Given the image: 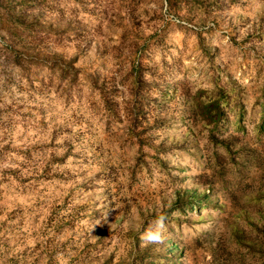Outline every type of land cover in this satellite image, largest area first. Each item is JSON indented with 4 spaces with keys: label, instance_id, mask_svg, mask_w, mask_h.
<instances>
[{
    "label": "rangeland",
    "instance_id": "1",
    "mask_svg": "<svg viewBox=\"0 0 264 264\" xmlns=\"http://www.w3.org/2000/svg\"><path fill=\"white\" fill-rule=\"evenodd\" d=\"M11 1L0 0V264H70L72 258H75L73 264H87L88 256L97 258L96 264H103L105 250H116L117 258L130 250L129 242H122L118 235H113L105 247L98 245L85 253H78V248H85V245L75 246L77 239H84L83 232L78 230L73 241L70 239L72 232L66 234L65 226L60 231L47 229V233H44L43 222L51 216L65 222L71 203L66 205L63 196L93 199L96 207H104L108 214L113 209L110 196L116 197L129 204L128 215L135 227L138 221H144L142 213L152 216L150 212H153V208L157 210L155 214L165 215L167 212L163 208H168L176 199V189L193 186V179L207 170L196 165L194 158L186 155V150L176 149L174 152L168 149L163 153L171 167L168 174L151 160L141 169L139 164H143V159L137 160V155H140L138 149L142 147L143 153L153 155L162 137H173L178 130H143V126H139L130 135V121L124 118V112L120 111L119 114L122 120L115 121L100 109V96L105 94H100L105 90L103 85L93 87L81 84L74 89L78 96L75 97L74 91H71L69 100L62 97L55 99L59 95L56 82L51 85L46 81L45 89L40 88L37 82L27 87L25 76L13 64L10 47L6 46L11 39L8 31H13V22L8 14ZM244 1L241 3L242 7L234 4L233 0L217 1L212 6L216 8L219 4V11L215 10L211 15H196L192 18L193 22L188 24V29L173 26L167 33L170 43L168 49L153 46L144 49L139 58L152 57L159 70L164 68L165 62L171 64L176 58L181 61L186 72H192L190 77L203 76L204 83L209 88L213 87L208 64L210 60L216 65L232 62L230 67L238 76L244 65H251L256 61V53L259 51L255 48V40L249 39L255 26L247 22L255 12V2L249 0L247 4H243ZM89 3L88 7L92 11H83L82 4L73 7L67 4L65 11L69 18L86 29V34L81 35L85 49L80 62L99 53V47L104 43L109 49L112 44L107 41L109 37H112L115 44L119 43L122 34L127 37L124 42L125 57L132 61L135 58L133 52L160 26L153 18L155 0H89ZM93 4L97 6L92 7ZM178 5L183 7L180 1ZM84 6L87 7L86 3ZM18 9L12 10V14ZM131 9L136 15L134 20L131 18ZM201 23L205 26L202 24L200 28L197 27ZM250 48L256 50L253 52ZM206 50L209 53L207 55ZM110 64L115 66L116 62L112 59ZM260 66L259 71L251 65L244 80L249 81L256 75L255 78L259 76L256 81L258 84L264 82V63ZM108 74L107 80L111 77L118 80V72L111 69ZM162 82L167 86L168 82ZM109 85L110 87H106L112 89V84ZM167 88L171 91V86ZM123 96V92H119L114 99L121 101ZM53 101L55 102L52 103ZM48 102L51 103L50 113L41 119L44 122L41 125L34 116H42V110L37 108H45ZM92 103L95 105L92 106ZM161 103L171 101L167 99ZM176 103L181 104L182 101L177 100ZM245 105L250 106L251 101ZM151 110L154 112V109ZM157 113L156 110L154 114ZM201 125L202 120L197 127L190 129V133H199L197 129ZM252 125L251 123L248 127L250 136H254ZM181 138H185V131ZM30 147L32 151L26 153ZM54 154L65 157L64 163L52 165L53 172L62 171L63 174L52 180L43 179L40 165ZM179 168L182 170L179 171ZM179 178L185 179V182H179ZM210 180L216 181V184L210 183L212 189L208 193L215 195L221 203H230L229 198H224L227 197L226 194L222 196L218 192L221 182L213 180L211 176ZM71 183L85 184L87 187L71 192L74 196L71 197L68 190L72 187ZM258 184L259 181L252 187H259ZM163 198H166V203ZM232 203L235 202L232 200ZM64 205L66 206L63 207ZM218 211L217 216L223 218L225 210L221 211L219 206ZM152 217L148 229L140 236V248L149 245L153 254L158 255L161 247H165L164 254L172 255L170 260L173 261L177 257L176 249H173L174 242L178 247L184 245L185 248L188 243L195 250L190 255L191 264H208L212 258L211 253L195 246L197 240L205 242L204 239L209 238L208 233L204 232L208 226L196 230L195 226L187 225L177 212H170L169 218L175 221L168 220L171 222L168 226L157 225ZM95 227L96 225H92L91 229ZM150 235H158L159 238L152 240L149 239Z\"/></svg>",
    "mask_w": 264,
    "mask_h": 264
},
{
    "label": "trees",
    "instance_id": "2",
    "mask_svg": "<svg viewBox=\"0 0 264 264\" xmlns=\"http://www.w3.org/2000/svg\"><path fill=\"white\" fill-rule=\"evenodd\" d=\"M155 1L153 18L160 26L133 52L135 58L133 57L132 61L125 57L124 42L127 37L122 34L119 43L115 44L112 37H109L107 41L112 43L109 49L104 43L100 45L99 53L82 62L80 59L84 56L85 46L81 42V35L86 34V29L80 26L79 22L69 18L65 11L67 4L72 7L82 4L83 11H92L88 7L89 0L11 1L8 14L13 22V31H8L11 39L6 46L10 47L13 64L25 76L27 87L37 82L40 88L45 89L46 81L51 85L56 82L59 95L55 99L62 97L69 100L70 92L81 84L93 87L103 85L105 90L100 94H105L100 96V109L115 121L122 120L119 114L120 111L124 112V118L130 121V135L139 126H143V130H178L173 137H162L153 155L143 153L142 147L138 149L140 155H137V160L143 159L141 162L144 164H139L141 169L151 160L168 174L171 167L168 166L169 161L163 153L168 149L173 152L176 149L186 150V155H191L196 165L207 170L193 179V186L176 189V199L168 208H163V211L167 212L165 215L155 214L157 210L153 208V212H150L153 217L142 213L145 224L138 221L135 227L128 215V203L110 196L113 209L111 214H108L104 207H96L93 199L74 197L72 193L76 189H86L87 186L71 183L72 187L68 190L74 198L63 196L66 205L71 203L65 222L55 220L53 218L56 217L51 216L43 222L44 233H47V229L60 231L65 226L66 234L72 232L70 239L73 241V236L78 230L83 232L84 239H77L75 246L85 245V248H78V253H85L98 245L105 247L113 235H118L122 242H129L130 250L126 254L121 253L117 258L116 250H105L102 256L103 264H184V260L186 264H191L190 255L194 254L195 250L188 243L185 248L184 245L178 247L174 242L173 249H176L177 257L173 261L170 260L172 255L164 254L165 247H161L159 254L155 255L149 245L143 248L138 246L142 239L141 234L151 223V217L157 225L168 226L175 221L169 218L170 212H177L187 225L195 226L196 230L208 226L204 232L208 233L209 238L204 239L205 242L197 240L195 244L197 249L211 253L212 258L208 264H264V82L258 84L256 81L259 76L255 78L256 75L251 76L249 81L244 80L251 65L260 71V64L264 63V0H252L255 2V12L247 21L255 26L249 34V39L255 40V48L262 53L258 51L256 61L251 65H244L238 76L230 67L232 62L216 65L210 60L208 64L213 82V87L210 88L205 85L203 76L190 77L192 72H186L181 61L176 58L171 64L165 62L164 68L159 70L152 57L139 58V55L144 49L153 46L168 49L170 43L167 33L173 26L188 29V24L193 22L192 18L196 15H211L215 10L219 11V4L217 9L212 5L220 0ZM179 1L183 7H179ZM233 1L242 7L243 0ZM248 1L245 0L243 4ZM96 6L93 4L92 7ZM17 9L18 11L12 14L11 11ZM130 14L134 20L136 15L132 9ZM202 24H197V27L200 28ZM233 42L236 43L234 40ZM207 54L209 53L206 50ZM112 59L116 62L115 66L110 64ZM204 62L206 63V59ZM111 69L119 73L118 80L115 77L107 80ZM162 81L168 82L167 86H171V91H168ZM109 83L112 84V89L106 87H110ZM120 86L122 89H119ZM119 92H123L124 96L121 101H116L114 96ZM74 96H78L76 91ZM167 99H170L171 103H161ZM177 100L182 103H176ZM250 101L251 105L246 107L245 103L249 104ZM50 108V102L45 108H37L42 110L43 115L34 118L41 125L44 124L41 119L50 113ZM151 109H154V112L157 110L158 113L154 114ZM201 120L202 125L197 129L199 133H190V129L197 127ZM251 123L254 136H250L248 132ZM184 131L185 138L182 139ZM30 151L31 147L26 153ZM64 162V156L54 154L45 163H41V177L46 180L61 177L63 172H53L52 165ZM208 174L213 180L221 182L218 192L222 196L226 194L227 197L224 198H229L230 203H221L215 195L208 193V190L212 189L210 183L216 184V181L210 180ZM184 180L178 179L179 182H185ZM257 181L259 187L253 188L252 185ZM163 200L166 203V198ZM232 200L235 203H232ZM219 206L221 211L225 210L223 218L217 216ZM92 225H96L95 229H91ZM139 225H142L141 228ZM93 259L94 257L88 256L87 264H96L97 258ZM74 260L75 258H72L70 264H73Z\"/></svg>",
    "mask_w": 264,
    "mask_h": 264
},
{
    "label": "clouds",
    "instance_id": "3",
    "mask_svg": "<svg viewBox=\"0 0 264 264\" xmlns=\"http://www.w3.org/2000/svg\"><path fill=\"white\" fill-rule=\"evenodd\" d=\"M158 238H159L158 235H150L149 236V239H152V240H156Z\"/></svg>",
    "mask_w": 264,
    "mask_h": 264
}]
</instances>
